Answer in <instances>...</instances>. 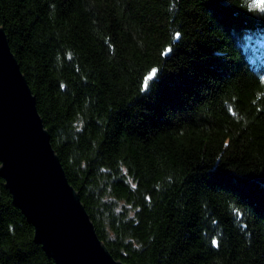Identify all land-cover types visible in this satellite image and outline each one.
I'll list each match as a JSON object with an SVG mask.
<instances>
[{
  "label": "trees",
  "instance_id": "1",
  "mask_svg": "<svg viewBox=\"0 0 264 264\" xmlns=\"http://www.w3.org/2000/svg\"><path fill=\"white\" fill-rule=\"evenodd\" d=\"M0 27L115 260L264 264V0H0ZM0 264H55L1 178Z\"/></svg>",
  "mask_w": 264,
  "mask_h": 264
},
{
  "label": "water",
  "instance_id": "2",
  "mask_svg": "<svg viewBox=\"0 0 264 264\" xmlns=\"http://www.w3.org/2000/svg\"><path fill=\"white\" fill-rule=\"evenodd\" d=\"M0 178L55 264H124L99 240L69 184L0 27Z\"/></svg>",
  "mask_w": 264,
  "mask_h": 264
},
{
  "label": "snow or ice",
  "instance_id": "3",
  "mask_svg": "<svg viewBox=\"0 0 264 264\" xmlns=\"http://www.w3.org/2000/svg\"><path fill=\"white\" fill-rule=\"evenodd\" d=\"M255 6H259V4H256ZM153 75H155V70H153V73H152ZM151 77H149V79H150ZM147 82V81H146ZM216 243V241H213V244H215Z\"/></svg>",
  "mask_w": 264,
  "mask_h": 264
}]
</instances>
